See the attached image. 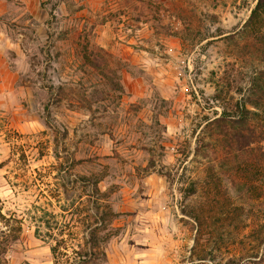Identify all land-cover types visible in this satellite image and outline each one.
Listing matches in <instances>:
<instances>
[{
	"label": "rangeland",
	"instance_id": "1",
	"mask_svg": "<svg viewBox=\"0 0 264 264\" xmlns=\"http://www.w3.org/2000/svg\"><path fill=\"white\" fill-rule=\"evenodd\" d=\"M255 2L0 0V264H264Z\"/></svg>",
	"mask_w": 264,
	"mask_h": 264
},
{
	"label": "trees",
	"instance_id": "2",
	"mask_svg": "<svg viewBox=\"0 0 264 264\" xmlns=\"http://www.w3.org/2000/svg\"><path fill=\"white\" fill-rule=\"evenodd\" d=\"M241 33L264 44V0H256L248 18L243 23ZM225 82L226 85L231 86V82L228 78L225 79ZM221 92L222 89L217 88L216 92L212 96V99L215 101L222 100L223 96L221 95ZM263 99L264 69H257L254 71V74L250 76L248 89L242 96V103L239 104L236 102L235 113L231 114L230 118H226L223 114L221 117L219 116L211 120V123L216 124L222 121L223 126H227V123H230L229 126L233 129V140L240 148L255 141L262 140L264 139V135L256 134L254 128H252L249 124V120L258 112L257 110L261 107ZM222 107L225 108L224 106ZM195 191L194 185L190 184L187 193L193 194ZM87 242L89 244V249L85 250L84 254L78 256L77 260H75V262L73 261L71 264H87L88 258L96 253L99 238L94 231L91 232L90 238ZM2 253H5V248L2 250L0 248V256Z\"/></svg>",
	"mask_w": 264,
	"mask_h": 264
}]
</instances>
